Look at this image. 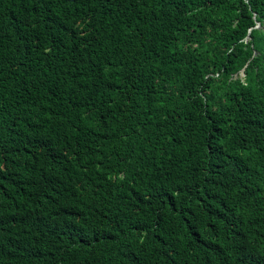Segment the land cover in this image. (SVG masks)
I'll return each mask as SVG.
<instances>
[{
	"label": "trees",
	"instance_id": "trees-1",
	"mask_svg": "<svg viewBox=\"0 0 264 264\" xmlns=\"http://www.w3.org/2000/svg\"><path fill=\"white\" fill-rule=\"evenodd\" d=\"M0 264H264V0H0Z\"/></svg>",
	"mask_w": 264,
	"mask_h": 264
},
{
	"label": "rangeland",
	"instance_id": "rangeland-1",
	"mask_svg": "<svg viewBox=\"0 0 264 264\" xmlns=\"http://www.w3.org/2000/svg\"><path fill=\"white\" fill-rule=\"evenodd\" d=\"M240 75H241V76H243V73H242V72H240Z\"/></svg>",
	"mask_w": 264,
	"mask_h": 264
}]
</instances>
